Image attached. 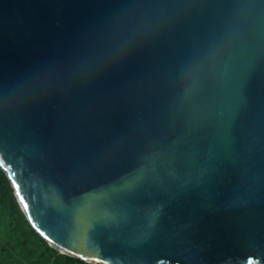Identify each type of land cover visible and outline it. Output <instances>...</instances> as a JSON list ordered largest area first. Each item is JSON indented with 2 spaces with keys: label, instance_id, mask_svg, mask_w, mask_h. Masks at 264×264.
Instances as JSON below:
<instances>
[{
  "label": "water",
  "instance_id": "95a60500",
  "mask_svg": "<svg viewBox=\"0 0 264 264\" xmlns=\"http://www.w3.org/2000/svg\"><path fill=\"white\" fill-rule=\"evenodd\" d=\"M0 168L91 264H264V0H0Z\"/></svg>",
  "mask_w": 264,
  "mask_h": 264
},
{
  "label": "trees",
  "instance_id": "16d2710c",
  "mask_svg": "<svg viewBox=\"0 0 264 264\" xmlns=\"http://www.w3.org/2000/svg\"><path fill=\"white\" fill-rule=\"evenodd\" d=\"M0 264H91L60 254L34 229L0 168Z\"/></svg>",
  "mask_w": 264,
  "mask_h": 264
}]
</instances>
